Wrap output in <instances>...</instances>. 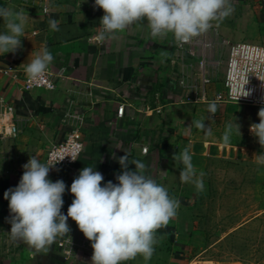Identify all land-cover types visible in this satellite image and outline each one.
I'll return each mask as SVG.
<instances>
[{"label": "crops", "instance_id": "1", "mask_svg": "<svg viewBox=\"0 0 264 264\" xmlns=\"http://www.w3.org/2000/svg\"><path fill=\"white\" fill-rule=\"evenodd\" d=\"M94 2L50 0L51 12L45 14L23 0H0V6L25 9L28 17L22 49L0 56V96L18 129L15 137L0 140V264H91V242L71 218L69 237L58 239L47 253L11 242L10 212L4 199V192L18 185L29 157L36 155L45 163L47 149L65 140L75 117L84 121V152L75 166L52 167L49 172V179L63 180L67 186L65 215L74 199L68 189L80 170L93 166L104 177L102 185L117 183L116 175L122 172L119 157L128 151L130 161L148 165V174L181 202L177 217L158 233L160 242L147 264H264V166L257 164L256 155L264 149L249 130L259 123L260 108L217 103L218 111L212 116L209 103L179 102L185 90L178 84L179 69L171 64L173 36L153 40L146 26L135 25L101 45L95 36L104 13L94 8ZM233 5L232 16L218 26L214 23L223 37L253 41L257 32L262 38L264 0H233ZM239 6L241 20L236 19ZM49 16L59 21V31L49 29ZM4 31L0 19V33ZM45 46L54 57L50 69L54 90L25 91L2 73L9 67L24 69ZM224 75L221 67L209 86L211 99L223 91ZM122 105L125 112L119 117ZM201 118L211 134L195 127L186 131ZM234 120L240 135L234 133L225 144L222 134ZM185 147L197 171L205 173L203 192L179 179L183 165L173 155ZM129 169L135 166L129 164ZM62 242L67 244L66 252L59 246ZM129 264L145 262L137 258Z\"/></svg>", "mask_w": 264, "mask_h": 264}, {"label": "clouds", "instance_id": "2", "mask_svg": "<svg viewBox=\"0 0 264 264\" xmlns=\"http://www.w3.org/2000/svg\"><path fill=\"white\" fill-rule=\"evenodd\" d=\"M94 8L104 13L95 36L101 45L135 25L146 26L153 40L171 34L182 45L207 33L214 23L218 26L234 13L233 0H95ZM27 18L23 8L0 6V19L5 26V31L0 33V56L22 49L21 38L27 36ZM48 25L51 31H59L57 19L49 16ZM166 55L165 51L161 52L162 57ZM53 60L47 46L35 52L24 65L28 80H42ZM249 95L243 90L237 101ZM207 110L214 116L218 111L217 102H210ZM258 117L259 123L251 124L249 130L264 149V107L258 111ZM193 127L211 134L203 118L193 120L185 129L190 132ZM234 133L240 135V125L235 120L226 124L223 142L230 143ZM256 155L257 164L264 166V152ZM173 160L183 165L179 173L181 183L191 184L197 192H203L205 173L198 172L193 165L190 149L185 147L179 154L175 153ZM118 162L122 172L116 175L117 183L108 181L102 185L104 177L93 166L81 169L68 189L74 199L65 215L62 208L67 186L63 180L49 179L50 169L56 163H42L36 155H31L22 166L24 171L18 185L4 192L10 212L7 219L11 225L10 241L23 242L36 253H47L58 239L69 237L71 218L91 242V264H129L137 258L147 264L160 242L158 233L177 217L181 202L148 174V165L138 159L130 161L128 151ZM129 164L135 170H130Z\"/></svg>", "mask_w": 264, "mask_h": 264}, {"label": "built area", "instance_id": "3", "mask_svg": "<svg viewBox=\"0 0 264 264\" xmlns=\"http://www.w3.org/2000/svg\"><path fill=\"white\" fill-rule=\"evenodd\" d=\"M26 4L37 6L45 14L51 12L50 0H23ZM47 9V11H45ZM171 64L179 69L178 84L184 88L185 94L178 98L181 103H236L252 107H264V45L250 42H232L223 37L219 28L213 26L207 33L194 38L190 43L178 44L175 41V53ZM225 68L223 91L217 92L211 99L209 86L216 81L220 68ZM13 78L25 91L34 89H55L50 71L42 80H28L24 69L7 68L2 71ZM243 90L249 96H241ZM125 105L118 109L122 117ZM72 129L64 141L53 143L46 152V163L55 164L53 167L75 166L84 152L83 119L76 118ZM12 112L6 101L0 96V140L15 137L18 129L12 121ZM71 157L76 158L75 161ZM63 158V159H62ZM62 159L60 162H58ZM58 162V163H57ZM60 248L66 252L67 244L62 242ZM68 253V252H67Z\"/></svg>", "mask_w": 264, "mask_h": 264}, {"label": "rangeland", "instance_id": "4", "mask_svg": "<svg viewBox=\"0 0 264 264\" xmlns=\"http://www.w3.org/2000/svg\"><path fill=\"white\" fill-rule=\"evenodd\" d=\"M242 13H243V8H241L240 6L239 7H236V19L237 20H241V17H242ZM254 16H257V14H254ZM237 30H238V28H237ZM259 33H257V32H255V36H254V39H251V40H253V41H249V40H245V39H243L242 38V36H241V38L239 39V41H243V42H251V43H256V44H262V45H264V36L261 38V37H259V35H258ZM235 36H234V38H235V40L238 38L237 37V34H234ZM253 35V34H252ZM230 39V38H229ZM232 40V39H231ZM239 41H237V42H239ZM253 123V122H252Z\"/></svg>", "mask_w": 264, "mask_h": 264}]
</instances>
